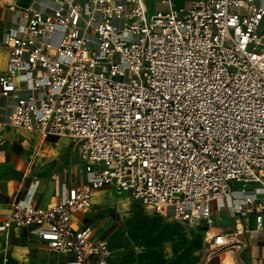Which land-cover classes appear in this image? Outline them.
Instances as JSON below:
<instances>
[{
    "label": "built area",
    "instance_id": "built-area-1",
    "mask_svg": "<svg viewBox=\"0 0 264 264\" xmlns=\"http://www.w3.org/2000/svg\"><path fill=\"white\" fill-rule=\"evenodd\" d=\"M25 16L0 38V95L25 91L6 122L74 140L86 178L51 205L15 199L0 231L27 227L69 264H111L109 241L74 218L111 187L209 227L226 205L264 234V0H59ZM252 231L210 232L209 253Z\"/></svg>",
    "mask_w": 264,
    "mask_h": 264
},
{
    "label": "crops",
    "instance_id": "crops-1",
    "mask_svg": "<svg viewBox=\"0 0 264 264\" xmlns=\"http://www.w3.org/2000/svg\"><path fill=\"white\" fill-rule=\"evenodd\" d=\"M58 2L0 0V38L5 37L9 26L20 27L26 22L25 13L30 6L51 11ZM7 60L6 47H0V74L6 69ZM21 92L25 91L0 95V142L4 140L0 143V222L15 199L51 205L58 200L63 182H75L65 175L61 179L56 171L50 178L46 175L52 171H30L38 154L34 152L29 157L27 148L11 157L5 154L7 144L17 142L19 133L28 132L30 139L25 141L31 147L40 135L6 122ZM54 136L42 137L49 143H57ZM213 216V227L203 218L181 220L172 207L157 213L151 205L132 198L128 192L118 194L114 188L105 187L95 192L93 208L77 213L74 218L79 224L91 223L96 236L109 241L113 249L111 264H264V234L254 228L253 214L240 219L225 205L221 211H214ZM237 225L253 229L250 235L239 236L246 246L210 254L207 246L210 232L234 231ZM73 258L71 253L51 250L27 227L0 231V264H69Z\"/></svg>",
    "mask_w": 264,
    "mask_h": 264
},
{
    "label": "rangeland",
    "instance_id": "rangeland-1",
    "mask_svg": "<svg viewBox=\"0 0 264 264\" xmlns=\"http://www.w3.org/2000/svg\"><path fill=\"white\" fill-rule=\"evenodd\" d=\"M150 1H155L156 3L157 0ZM190 1L191 0H173V4L178 6L181 4H189ZM159 7H162V5L155 4L151 10L155 11L156 8ZM115 58L118 59V55H115ZM6 132L9 133L10 131L7 130ZM24 133L25 134L19 133V140L17 142L7 144L5 153L7 157H11V154L13 153L20 154L25 148H27V150H29V157L34 152L38 154L34 164L31 165L30 171H52L49 175H46L47 178H50L53 171H56L60 174L61 179L65 175V177L68 179H74L77 183L85 180L86 174L84 172V165L78 156L74 140H71L68 137L54 136V139L58 140V142L49 143L46 138L42 137V135H37L36 142L31 147L28 146L29 142L25 141L29 140L30 136L27 134L28 132ZM28 158L27 160H29ZM14 172L20 173L22 171ZM233 185L239 187L242 186L241 184L235 183H233Z\"/></svg>",
    "mask_w": 264,
    "mask_h": 264
}]
</instances>
